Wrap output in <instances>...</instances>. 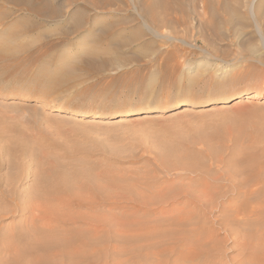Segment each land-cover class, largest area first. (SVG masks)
<instances>
[{"label": "rangeland", "instance_id": "rangeland-1", "mask_svg": "<svg viewBox=\"0 0 264 264\" xmlns=\"http://www.w3.org/2000/svg\"><path fill=\"white\" fill-rule=\"evenodd\" d=\"M149 4L0 0V264H264V0Z\"/></svg>", "mask_w": 264, "mask_h": 264}, {"label": "bare ground", "instance_id": "bare-ground-1", "mask_svg": "<svg viewBox=\"0 0 264 264\" xmlns=\"http://www.w3.org/2000/svg\"><path fill=\"white\" fill-rule=\"evenodd\" d=\"M48 0H42L43 3H47ZM151 2V4H149V6H147V9L149 11V17L150 18H153L155 21H156V16H157V19L160 20L159 23H161V21H164L165 19L164 18H161L162 15H159L156 13V11L158 9H161L164 12H168L169 9H175V11H178L180 13L183 14L184 12V5H185V2L187 3H190L192 9H195V6H196V1L197 0H149ZM173 2V5H171V3ZM202 4L204 5V8H206L208 6V3H209V0H201ZM48 5V4H47ZM212 5V4H211ZM225 6V4H224ZM253 6V5H252ZM175 7V8H174ZM210 7V6H209ZM33 11H35L36 13L40 14L41 13V10L39 9H33ZM190 11V10H189ZM34 13V12H33ZM214 13V12H213ZM213 13L210 15L212 17ZM178 14V13H177ZM181 14V15H182ZM176 15V14H175ZM159 17V18H158ZM214 17V16H213ZM170 18V17H169ZM176 18V21L178 20L177 16L175 17ZM184 18V17H183ZM182 19V17H181ZM157 20V21H158ZM157 23V22H156ZM160 25V24H159ZM14 48V47H13ZM8 49V48H6ZM12 50V48H11ZM95 50V49H94ZM4 53V50L0 52V55L2 56V54ZM111 55V54H110ZM114 58H116L115 56V53H114ZM250 95L249 94H245L244 95V98H249ZM118 122H122L123 119L120 118L119 120H117ZM251 171L247 172V173H250ZM258 173L256 172V170H252V172L250 173L249 177V181L245 180L246 182H250V180H253V184L255 185V189L253 188H250V187H245L244 188H241L240 186V183L234 184V189L236 191H238L239 193L242 194V197L246 199V196H248V199H251L252 197V194L254 196V194H262V196L260 198L264 199V186L262 187V183L264 182V177L263 179H261L260 177L261 176H257ZM246 176V175H245ZM264 176V175H263ZM246 178V179H247ZM252 182V181H251ZM245 183V182H242V184ZM261 184V185H260ZM262 190V191H260ZM256 198V197H255ZM262 202V201H261ZM253 205V204H252ZM258 205V204H257ZM248 210V211H247ZM246 210V212H243L241 213L242 215H250L251 214H254L256 211H257V207L256 206H251V207H248V209ZM233 211V210H232ZM235 213L238 212L237 209L234 210ZM239 213V212H238ZM255 216V215H254ZM258 217V216H257ZM255 223V226H263L264 225V221L263 220H256L254 221ZM212 230H210L211 232ZM214 235V234H213ZM215 237V236H214ZM211 239V238H210ZM208 239V240H210ZM189 241V240H188ZM39 248L38 244L35 243V246H34V250H37ZM24 249H21L19 252L23 251ZM9 254V252H4L3 255H7ZM174 255L176 256L175 258L177 259L175 262L177 264H204V256L207 257L208 259H212V262L211 264H217L215 262H213V259H214V256H215V253L213 251V249H206V247L203 245L201 246H194L193 244V247L191 249H184V250H179V252H176L174 253ZM216 260V259H215Z\"/></svg>", "mask_w": 264, "mask_h": 264}, {"label": "crops", "instance_id": "crops-1", "mask_svg": "<svg viewBox=\"0 0 264 264\" xmlns=\"http://www.w3.org/2000/svg\"><path fill=\"white\" fill-rule=\"evenodd\" d=\"M240 185H243V184H240ZM244 187V186H243ZM241 188H242V186H241ZM243 198V197H242ZM243 199H245V198H243Z\"/></svg>", "mask_w": 264, "mask_h": 264}]
</instances>
